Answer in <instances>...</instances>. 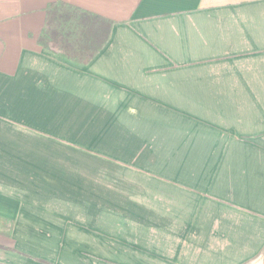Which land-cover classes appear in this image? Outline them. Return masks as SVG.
<instances>
[{"label": "crops", "instance_id": "crops-1", "mask_svg": "<svg viewBox=\"0 0 264 264\" xmlns=\"http://www.w3.org/2000/svg\"><path fill=\"white\" fill-rule=\"evenodd\" d=\"M0 0V264H264V0H62L87 63Z\"/></svg>", "mask_w": 264, "mask_h": 264}, {"label": "trees", "instance_id": "trees-1", "mask_svg": "<svg viewBox=\"0 0 264 264\" xmlns=\"http://www.w3.org/2000/svg\"><path fill=\"white\" fill-rule=\"evenodd\" d=\"M112 21L65 1L46 7L40 45L63 56L87 63L109 38Z\"/></svg>", "mask_w": 264, "mask_h": 264}]
</instances>
